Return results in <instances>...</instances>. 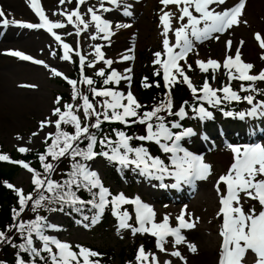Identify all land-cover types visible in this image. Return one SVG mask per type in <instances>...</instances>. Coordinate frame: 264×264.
<instances>
[{
    "label": "rangeland",
    "instance_id": "374dc122",
    "mask_svg": "<svg viewBox=\"0 0 264 264\" xmlns=\"http://www.w3.org/2000/svg\"><path fill=\"white\" fill-rule=\"evenodd\" d=\"M18 1V4L27 6V13L20 12L17 7H14L13 10L15 11H12V8L8 7L9 4L6 5L4 0H0V9L5 12L8 19H14L25 24L28 22L30 24L41 23L40 18L31 7V0H24V3L21 0ZM76 1L71 0V2H68V0H65V3L61 4L60 0H39L40 7L50 21L65 25L62 28L53 29V32L60 36V41H57L45 28H27L18 25L0 27V114H7L10 98H21L23 100L37 97L43 102L42 107L39 109L26 108L21 114L20 121L11 123L0 120V155L8 156L11 151H19V148H26L28 151L38 148L50 136L49 134H53L55 131V121L59 116L54 114V109L59 108L61 112H64V105L66 104L74 106L73 112L80 117L82 124H88L90 118L84 117L82 109L83 101L81 97L84 93L79 92L77 98L73 99V87L67 82L68 77H72L73 73L79 75V79L77 80V77H75V81L82 82L84 77H89L94 81L95 86V84H104L103 81L107 75L115 70L126 78L121 79L119 83L110 81V87H98L97 89L108 88L123 93L125 97L130 91L137 102L138 97L134 87L135 80L143 79L147 71L150 73L159 71L164 79L162 65L168 59V54L163 45L165 37L160 17L164 12L171 13V25L168 32L170 45L176 42L174 30L180 27L182 23H187V18L183 21L180 20V10L175 4L165 6L161 3V0H118V3L113 5L104 0V7L110 9V11L104 12L99 10L101 0H84V3L79 5V12L82 18L90 23L87 30L81 31L77 35V27L83 28V25L69 24L66 16L61 14L76 9L78 6ZM238 4H240V0H226L223 5L213 4L210 7L217 12H222ZM89 8L97 10V14L109 22L112 35L108 39L102 38L103 33H97L94 23L91 22ZM190 10L193 11V15H199L195 13L194 9ZM73 19L75 20V17ZM237 19L238 23L224 32L212 33L208 39L203 41L193 39L192 49L178 63L183 68L184 74L190 78L194 87L200 84L199 88H202L207 80L213 89L230 86L240 97H253V104L251 105L243 99L239 100L242 102L241 111L246 113L254 105L261 102L256 95L263 93L264 81H241L238 79L239 73L235 71V68L231 69L234 78L230 80L229 70L225 69L223 64L227 57L235 58L237 49H239L241 61L253 66L248 70V74L256 76L261 70H264V47L261 46V41H264V0H244L242 12ZM124 25H127V27H124ZM200 26H203V22ZM40 31L42 34H39ZM21 34H27L28 37L33 36L36 39L35 44L32 45L33 47L15 40ZM256 34H259V40ZM93 35L96 36L95 39L92 38ZM114 35H120V37L116 40L112 39ZM228 41H231L230 48ZM63 43L70 46L69 60L62 59L65 51ZM96 46L100 47L105 60L112 61L111 65L105 64L103 60H96ZM178 50L173 49V51ZM9 51L22 52L31 56L33 60H39L43 63L37 64L32 60H22L19 57L9 55ZM157 52L161 53L159 57L161 63L159 64L154 63L157 59L155 56ZM81 56L84 57L83 64L80 61ZM125 56H130L132 59L125 60L123 59ZM209 59L218 61L220 67L216 71L209 68L206 71L207 76L206 72L199 68L197 61L207 62ZM75 63H77L78 69H76ZM89 64L91 66H88ZM52 69L57 70L62 75H54ZM101 69L104 70L105 76L97 75ZM170 74L176 75L177 81L182 82V77L175 72V69L170 68ZM242 85L247 90H242ZM61 93H64L67 98L60 95ZM218 95L223 96L224 94L220 92ZM57 98H59V102H57ZM89 100L94 104L97 112H103L101 105L105 100L104 97L92 95V99ZM122 102L127 103V100L125 99ZM202 103L208 104L206 101H202ZM261 119L262 121L257 119L258 129L256 125L255 128L248 130L249 133L246 132V129H243L236 134V136L241 137L233 138V141L231 140L228 143H222L221 137H218L216 131L204 133L199 142L193 146V149H188V151L197 153V150H200L204 163L210 165V172L205 179H199L194 188L178 197H172L171 191L175 188L171 185L175 183V180L171 177H165L163 181L149 178L141 175L138 170L131 167L133 170L130 175L132 185L128 186L124 177L118 176V180L115 181L108 176L109 168L105 163L106 158L103 156H97L91 161L83 160V163H86L91 170L98 173L103 186L109 190L112 196L123 193L128 199L138 197L142 203L149 205L155 213L153 221L157 224L162 223L167 216L169 225L178 226L177 217L184 210L185 220L195 226L181 229V235L184 237L182 243L176 244L175 237L167 236L164 241L166 250L161 251L157 247V238L150 233L137 232L133 234L131 228H119V220L117 216L112 214L110 204L105 207V210L108 207L109 216L112 220L106 228L94 227L97 222L92 223V227L87 228L78 223H72L68 226L63 223L64 215L60 211L51 210L41 217L45 218L46 223L55 227L46 228L44 234L68 243L71 245L72 251L77 253H79L78 245L95 251L100 256L104 253L100 251L106 249L110 251L106 254L108 261L102 259L98 261L99 264H152V255H155L157 264H165L166 261L169 264H219L223 215L218 213H220L222 207L221 197L226 195V191L223 182L221 181L219 185L217 182L222 175H227L234 162L232 147H243L250 141L264 145V117L261 116ZM41 122H47L43 128H41ZM144 127L146 128L145 125ZM124 132L133 137L146 134L144 130L143 132ZM103 135V137L107 136L112 140L117 138L116 131L113 133L104 132ZM202 141L208 144L209 149L205 148ZM148 142L145 141V143ZM130 143L133 147L141 146L136 139H133ZM251 144L254 145L252 142ZM149 152L152 156H156L153 152ZM168 155L160 149L157 156L168 163ZM135 171L139 173L137 178L134 174ZM260 178L264 177H258V179ZM32 180L33 172L20 166L8 184L14 186V188H11L12 190L21 189L27 196ZM96 191L98 192V189ZM108 199L111 200V196ZM239 199L240 204L238 206H241L245 213L255 209L258 214L262 210V206L258 207L254 200L244 192L239 194ZM17 200L19 201V198ZM233 206H237L235 202ZM124 210H127L130 215L128 223L132 227H139L136 221L135 205H120L119 211L123 212ZM146 226L151 227V224ZM33 242L35 247H42L41 242L36 239L34 234ZM190 244L195 246V252L189 250L188 246ZM141 246H143L145 253L149 255V259L138 262L136 256ZM51 247L55 252V246L51 245ZM174 251H179L183 259L173 256L171 253ZM44 254L48 253H41L42 256ZM27 255L28 257L25 260L20 258L29 264L34 257L29 256L28 253ZM92 258L89 259L94 261ZM15 259L17 262V257ZM34 260L35 264H41L37 259ZM80 264H83L82 257L80 258ZM237 264H256V256L251 250H248L238 260Z\"/></svg>",
    "mask_w": 264,
    "mask_h": 264
},
{
    "label": "snow or ice",
    "instance_id": "6c2138e0",
    "mask_svg": "<svg viewBox=\"0 0 264 264\" xmlns=\"http://www.w3.org/2000/svg\"><path fill=\"white\" fill-rule=\"evenodd\" d=\"M71 2V0H68ZM108 3L116 5L118 0H107ZM60 3H65V0H60ZM84 3V0H77V8L71 12L61 13L66 16L69 24L83 25V28L77 27V35L81 31L87 30L89 23L86 22L80 12L79 5ZM161 3L165 6L169 4H175L180 10V20L183 21L187 18L186 24H181L180 27L174 30L176 42L170 45L168 40V32L171 25V13L164 12L161 15L160 20L163 25L165 37L163 45L168 59L163 62L164 81L165 87L170 88L172 84L178 82L176 75L170 74V68L175 69V72L182 77V82L185 83L192 93L196 96L198 101H206L209 105L215 107L221 104L224 100L239 101L241 99L247 101L248 104H253V97L244 96L240 97L230 86H225L221 89H213L206 80L202 88L197 89L193 86L190 78L184 74L183 68L179 65L178 61L184 59L186 54L193 47V39L195 41H203L208 39L212 33L224 32L232 25L238 23V15L241 14L244 5V0H240V4L231 8L225 9L222 12H217L210 6L213 4L223 5L226 0H161ZM183 5V7H181ZM31 7L35 11L36 15L40 18L41 23L30 24L23 23L14 19H8L5 16V12L0 9V27H8L9 25H18L27 28H45L50 32L57 41L61 38L53 29L62 28L65 25L60 22H52L43 12L40 7L39 0H31ZM195 13L199 15H193ZM104 12L110 11V9L104 7V0H101L100 9ZM91 15V22L94 23L97 33H103V39H108L112 35L111 26L109 22L103 19L97 14V10L93 8L88 9ZM130 14V13H128ZM75 17V20L73 19ZM203 26L201 27V23ZM119 27V25H118ZM127 27V25H124ZM257 39H260L259 34ZM96 38L95 35L92 37ZM218 38V37H217ZM229 48L231 47V41H228ZM261 46L264 47V41H261ZM64 55L62 59L69 60L70 46L63 43ZM173 49H179L173 51ZM9 55L19 57L22 60H32L34 63H43L39 60H33L31 56L25 55L19 51H9ZM96 60H103L105 64L111 65V60H105L104 55L101 52L99 46L95 48ZM157 59L154 63H161L159 57L161 53H155ZM123 59H132L130 56H125ZM81 64L84 63V57H80ZM199 68L202 71H208L211 68L216 71L220 64L218 61L209 59L207 62L197 61ZM88 66H91L89 64ZM190 67V66H189ZM223 67L229 70V79L234 77L231 74V69L235 68V71L239 73L238 79L241 81H264V70L254 76L248 74L253 66L251 64H245L241 61L239 49L235 58L227 57L224 61ZM54 75H62L55 69H52ZM97 75L105 76L103 69L99 70ZM122 77L117 71L112 70L107 75L103 83L108 85L109 82L119 83ZM67 79V78H66ZM83 83L92 86L94 81L89 77L83 78ZM68 83L73 85V99H76L79 93L75 89L77 81L68 80ZM145 87L149 85L145 84ZM158 86V85H157ZM242 90H247L243 88ZM93 96L104 97L101 107L103 112H97L94 104L90 102L88 96H82V109L85 118L96 117L95 122L91 124H82L81 119L73 112V105H64L65 111L61 112L59 108L54 109V114L59 116V119L55 121L57 128L56 134L52 138V143L48 147L46 154L39 156L42 166L46 173H51L54 170L53 163L46 162V156H50L52 160H59L65 156H71L72 171L67 180L63 183H58L52 180L50 177L40 178V174L30 168L27 163H20L22 167L33 172L32 183L35 185L38 198H34L30 193L27 196L21 189H14L18 198L20 208L13 211V219L16 220L20 213L25 211L26 206L31 201L34 205L33 210L36 207H42L43 202H55L61 206L67 204L73 208L74 211H78L77 205L83 206L84 204H91L93 208L97 210L96 215L92 218V223H96L99 216L104 212V209L109 204L112 207V214L117 216L119 220V228H131L133 234L137 232L150 233L157 238V247L161 251H165L164 241L165 237L171 235L175 237V243L180 244L184 241V237L181 235V229L193 228L195 225L185 220V212L182 210L181 215L177 217L178 227L172 228L168 224V217L166 216L162 223H155L153 217L155 215L153 209L140 201L137 197L135 199H128L123 193L112 196L109 190L103 186L99 175L96 171L91 170L86 163H81L77 157L84 161H91L97 156H103L107 160L118 164L121 168L132 167L138 170L143 176L163 180L165 177H171L175 180V183L171 185L173 188H178L182 183L191 184L194 180L205 179L210 172V165L203 162V159L199 155H195L181 146V141L185 137L193 135L192 129H184L183 131H173V129H179L181 125L178 122L171 123L169 126L165 122L163 116L158 115L162 110L167 111L170 115H175L180 118H184L186 115L185 109L182 106L179 111H172V103L170 97L167 102H161L157 107H154L151 111H145L141 116L137 109L142 106L138 104L135 97L129 91L125 97L123 93L110 90L108 88L97 89L91 88ZM222 92L224 95L220 96L218 93ZM197 93H202L197 95ZM127 100V103L122 101ZM59 102V98H57ZM200 119L211 118L212 113L209 112L202 104L194 109ZM227 116H232V112H225ZM101 115L104 121H119L124 124L139 123L146 125V134L141 136H129L124 131H116V139L105 136L99 140L95 134L90 132L91 128H100ZM239 117L243 119L245 116H264V102L254 105L250 111L238 113ZM129 118H135L131 121ZM47 122H41V128L45 126ZM62 124H70L74 128V133H68L61 129ZM115 131V130H114ZM35 135V134H34ZM52 136V134H49ZM87 140L86 148H80V142ZM133 139L140 141H150L157 144L160 149L168 155V163H165L159 156H152L148 149L143 145L133 147L131 141ZM99 143L101 151H95V146ZM107 150H104V149ZM20 152H26L28 149L19 148ZM234 153V162L232 163L227 175H222L219 178L217 184L222 181L227 185V194L221 197L220 213L223 215V224L221 227L220 235L222 236V244L220 251L219 264H237L238 260L243 255L251 250L256 256V264H264V178L258 179V177H264V145L254 144L243 147H232ZM0 160H9L6 155H0ZM9 188H14L11 184H6ZM165 186V185H161ZM76 191L81 188L87 189L92 192L93 189H98V192H92L93 199L83 201L73 190ZM219 190V189H218ZM48 192L51 196H45L44 192ZM244 192L251 199L258 200L262 206V210L257 214L255 209H252L249 213H245L240 204L239 194ZM111 196V200L108 197ZM237 206H233V204ZM134 204L136 221L139 227H132L128 220L130 219L129 212L124 210L119 211L120 205ZM55 210V209H53ZM62 210V209H61ZM190 215V214H189ZM88 219V217H84ZM151 224V227L146 225ZM87 226V225H86ZM21 235L24 236L25 230L27 235L24 236V242L19 244L18 247L29 254L31 257H39L41 260L45 258L41 255L42 252L48 253V261L51 264H80V258H83V264H99L98 261H91L90 257H97L99 253L82 246L79 248V253L72 251L71 245L66 242H61L54 237L44 234L46 228L55 227L54 225L46 223L44 217L36 216L34 220L26 223H18L15 225ZM33 234L36 239L42 244V247L37 248L34 246ZM10 237L5 234L4 231H0V241H8ZM51 245H54L56 251L53 252ZM189 250L196 251L194 245H189ZM173 256L181 257L179 251L171 253ZM149 255L145 253L143 246L138 250L136 260L138 262L147 261ZM183 259V257H181ZM152 264H157L155 255L151 256ZM17 264H25V261L17 256ZM29 264H35V260L29 262ZM169 264V262H165Z\"/></svg>",
    "mask_w": 264,
    "mask_h": 264
},
{
    "label": "trees",
    "instance_id": "16d2710c",
    "mask_svg": "<svg viewBox=\"0 0 264 264\" xmlns=\"http://www.w3.org/2000/svg\"><path fill=\"white\" fill-rule=\"evenodd\" d=\"M77 69V67H76ZM74 75V76H73ZM72 77H79L77 73H73ZM149 85L145 87L144 85ZM158 85V86H157ZM73 87V85H71ZM135 91L138 97V104L142 107L137 109L138 113L141 115L145 111H151L154 107H157L161 104V102H167L170 97L172 103V111L176 112L177 104L183 103L185 108L186 115L184 118H180L175 115H170L167 111L162 110L158 115L163 116L165 118V122L171 126V123L178 122L181 126H190L192 128L193 135L190 137H185L182 139L184 144H193L197 142L199 132L206 131H216V125L220 124L224 127L227 126L229 129H233L234 127H238L241 125L239 119L234 116V112L237 108V104L235 102H230L229 104L222 102L221 104L215 107V110H208L212 113L211 118L200 119L197 115L196 111V96L191 94L188 89L181 83L176 82L172 84L170 88L165 87L161 76L158 72L150 73L149 71L145 72V77L143 79L139 78L134 81ZM76 91L83 92V96H88L91 99V94L89 91V85L84 84L83 82H77L75 85ZM63 97L67 98L64 93H61ZM232 112V116H227L225 112ZM59 119V118H57ZM96 117L93 116L90 118L88 124L94 123ZM102 123L100 128H91L90 132L96 135L98 138L102 137L104 132L111 133L114 130L124 129L127 133L131 131H141L144 130V125L139 123H131L128 126L122 125L118 121H104L103 116L100 117ZM135 118H129V120ZM61 129L68 133H73V127L70 124H62ZM143 129V130H142ZM57 128H55L52 136L48 137L38 148L34 150H29L26 152H18L11 151L9 156L12 160H24L30 168L34 169L35 172L40 174V178L44 179L45 177H50L52 180L63 183L68 179L71 171H72V163L73 160L71 156H65L60 158L59 160H52L50 156H46V162L53 163L54 170L51 173H46L42 163L39 159V156L42 154H46L48 147L52 143V138L56 134ZM88 141L82 140L80 142V148H86ZM147 144V149L152 152H157V147L154 142L144 143ZM101 146L99 143L95 146V151H99ZM78 160L82 163L83 160L77 157ZM105 163L108 166V176L111 179L117 181L118 176H124L127 185L131 186L132 181L128 179L129 174L131 173L132 168H121L118 164L111 162L106 159ZM19 165L12 161L0 160V231H4L6 235L10 237L8 241H0V264H17L15 257L18 256L27 259L28 255L26 252H23L18 245L24 242V236L27 235V231L25 230L24 236L21 235L20 231L15 227L18 223H26L28 221L34 220L36 216H42L47 211H60L64 215V224L70 226L72 223H78L79 225H84L86 227H92V218L96 215L97 210L93 208L91 204H84L83 206L77 205L79 208L78 211H74L73 208L67 204L61 206L59 203L55 202H43L42 207H36L35 211L33 210L34 205L30 201L25 208V211L21 212L19 217L16 220L13 219V211L19 210L20 204L17 200L18 197L16 193L9 187L6 186V183L11 180L12 176L18 170ZM34 174V173H33ZM76 191L75 187L73 188ZM92 192H95L92 190ZM92 192H89L87 189L81 188L76 191V194L83 200L88 201L93 199ZM32 194L34 198H38V194L34 184H31L28 189V194ZM45 196H51L50 193L44 192ZM18 202V203H17ZM62 209V210H61ZM84 217H88V219H84ZM111 218L109 216V211L104 210V212L99 216L97 220V224L94 227H103L106 228L111 223ZM102 256L93 257L97 261L105 259L108 261L106 254L107 249ZM43 257L45 260H41L39 257H34L37 259L39 263H44L47 260V256L44 254ZM32 261V260H30ZM25 264H28L27 262ZM49 264V262H48ZM108 264V263H107Z\"/></svg>",
    "mask_w": 264,
    "mask_h": 264
},
{
    "label": "bare ground",
    "instance_id": "6f19581e",
    "mask_svg": "<svg viewBox=\"0 0 264 264\" xmlns=\"http://www.w3.org/2000/svg\"><path fill=\"white\" fill-rule=\"evenodd\" d=\"M5 1V4L9 6L10 8H12V11H15L13 9H15L14 7H17V9L20 11V12H25L27 13V10H26V7L23 5H20L18 4V0H4ZM22 3H24V0H21ZM77 2V1H76ZM21 3V4H22ZM29 7V6H28ZM215 7V6H214ZM17 12V11H16ZM19 12V13H20ZM33 12V11H32ZM31 12V13H32ZM22 15V14H21ZM27 16V14H26ZM17 17V16H16ZM19 18V17H18ZM22 21V20H21ZM31 21V20H30ZM29 23V22H28ZM90 23V22H88ZM92 31V30H91ZM8 34V33H7ZM39 34H42V32L40 31ZM38 34V35H39ZM41 36V35H40ZM114 38L112 39H117L120 37V35H114L113 36ZM8 40V39H7ZM15 40H17L18 42L22 43V44H26V45H30L29 47H33L32 45L35 44V38L33 36L28 37L27 34L23 35H19L15 38ZM16 45V44H15ZM11 96V95H10ZM12 97V96H11ZM10 102V105L8 106V112L7 114L3 115V114H0V120L1 121H6V122H17L20 118H21V114L23 113V111L26 110V108L28 107H33V108H37L39 109L40 107H42V104L43 102L40 100V99H37V97H34L32 99H21V98H16V99H12L10 98L9 100ZM9 113V114H8ZM20 121V120H19ZM163 181V180H162Z\"/></svg>",
    "mask_w": 264,
    "mask_h": 264
}]
</instances>
